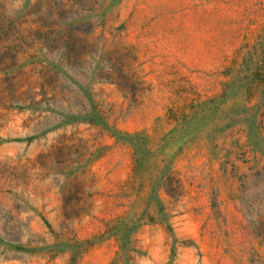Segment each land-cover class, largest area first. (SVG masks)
<instances>
[{
	"label": "rangeland",
	"instance_id": "1",
	"mask_svg": "<svg viewBox=\"0 0 264 264\" xmlns=\"http://www.w3.org/2000/svg\"><path fill=\"white\" fill-rule=\"evenodd\" d=\"M0 264H264V0H0Z\"/></svg>",
	"mask_w": 264,
	"mask_h": 264
}]
</instances>
